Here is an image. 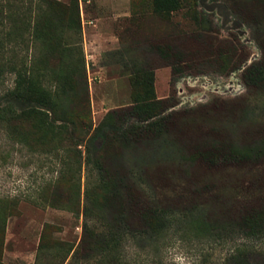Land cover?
<instances>
[{
  "label": "rangeland",
  "instance_id": "rangeland-1",
  "mask_svg": "<svg viewBox=\"0 0 264 264\" xmlns=\"http://www.w3.org/2000/svg\"><path fill=\"white\" fill-rule=\"evenodd\" d=\"M59 1L68 5L72 18L68 25L66 20L63 40L80 37L93 126L108 110L131 103L129 74L135 66L154 69L156 94L166 98L165 113H172L165 139L130 157L129 163L142 166V171L127 177L124 162L112 161L119 177L138 183L150 201L175 211L197 206L195 213L208 225L196 231L187 223H174L165 237L152 243L125 238L121 243L124 264H236L230 254L237 245L247 250L249 264H261L264 236H248L230 222L244 210L264 207V159L212 165L188 158L189 176L179 167L181 150L192 156L199 149L225 150L264 137V85L248 84L244 74V68L264 52L263 4L182 0L181 9L172 13L171 20H164L153 12L151 0H128L125 24L118 26L115 21L116 47L108 49L83 33L87 12L95 11L92 6L97 0H77L80 34L72 0ZM110 13L98 10L101 17ZM153 45L162 46L170 60L180 61L182 73L176 79L170 78L168 58ZM18 52L28 58L33 53L25 45ZM57 64L55 58L50 62ZM12 84L13 74L7 73L0 90ZM60 137L55 158L0 134V198L16 204L15 213L6 218L3 264H62V249L40 247L46 223L51 225L50 238L73 246L80 241L81 214L39 202L41 188L51 178L80 184L83 199L87 180L83 147L75 148L67 136ZM63 264L103 263L92 253L87 258H68Z\"/></svg>",
  "mask_w": 264,
  "mask_h": 264
},
{
  "label": "trees",
  "instance_id": "trees-1",
  "mask_svg": "<svg viewBox=\"0 0 264 264\" xmlns=\"http://www.w3.org/2000/svg\"><path fill=\"white\" fill-rule=\"evenodd\" d=\"M258 1L264 6V0ZM151 2L153 12L164 20H171L172 13L182 7V0ZM70 6L80 34L78 1L72 0ZM68 10V5L59 0H0V83L7 73L13 74V84L0 90V134L32 152L55 158L59 155L62 135L67 136L75 148L83 147L82 162L87 173L83 199L80 184L51 178L41 188L43 195L39 200L81 214L84 220L80 241L73 246L50 238L51 225L46 223L40 247L62 249V264L68 258H87L92 253L99 255L103 264H124L121 243L125 238L152 243L165 237L174 223H187L189 229L196 231L208 225L195 213L197 206L175 211L167 204L150 201L138 183L119 177L112 161L124 162L121 166L127 177L142 171V166L129 163L130 157L142 147L165 139L172 113H165L166 98L156 94L154 69L135 66L129 74L131 103L108 110L93 126L80 37L76 41L63 40L66 20L67 25L72 21ZM24 45L31 46L33 51L29 58L18 52ZM153 47L168 58L170 78L176 79L182 73L180 61L170 60V54L162 46ZM54 58L58 64L50 65ZM244 69L248 84L263 86L264 52L261 59ZM188 158L212 165L261 160L264 159V137L248 144H233L225 150L199 149L192 156L181 150L179 171L187 176L190 175ZM15 205L8 198H0V264H3L6 218L15 213ZM230 225L248 236H264V207L236 214ZM246 251L237 245L230 258L236 264H249Z\"/></svg>",
  "mask_w": 264,
  "mask_h": 264
},
{
  "label": "crops",
  "instance_id": "crops-1",
  "mask_svg": "<svg viewBox=\"0 0 264 264\" xmlns=\"http://www.w3.org/2000/svg\"><path fill=\"white\" fill-rule=\"evenodd\" d=\"M95 2L96 3L92 6L95 11L87 12V21L83 26L85 38L87 37L86 39L89 41H98L101 47H106L108 49L112 47L115 48V41L117 40L114 32L115 21L117 18L118 26L125 24L128 0H97ZM101 9L111 11L112 13L105 17H101L98 15V10ZM108 43H110L111 46H109Z\"/></svg>",
  "mask_w": 264,
  "mask_h": 264
}]
</instances>
